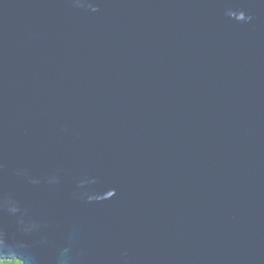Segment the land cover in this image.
<instances>
[{
    "label": "water",
    "instance_id": "1",
    "mask_svg": "<svg viewBox=\"0 0 264 264\" xmlns=\"http://www.w3.org/2000/svg\"><path fill=\"white\" fill-rule=\"evenodd\" d=\"M0 262L264 264V0H0Z\"/></svg>",
    "mask_w": 264,
    "mask_h": 264
},
{
    "label": "trees",
    "instance_id": "2",
    "mask_svg": "<svg viewBox=\"0 0 264 264\" xmlns=\"http://www.w3.org/2000/svg\"><path fill=\"white\" fill-rule=\"evenodd\" d=\"M0 264H20L19 262H0Z\"/></svg>",
    "mask_w": 264,
    "mask_h": 264
}]
</instances>
